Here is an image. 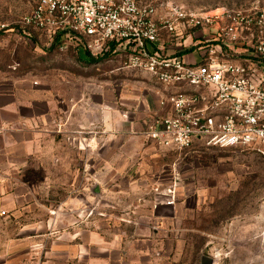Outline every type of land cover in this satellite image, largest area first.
I'll return each instance as SVG.
<instances>
[{"label": "rangeland", "instance_id": "obj_1", "mask_svg": "<svg viewBox=\"0 0 264 264\" xmlns=\"http://www.w3.org/2000/svg\"><path fill=\"white\" fill-rule=\"evenodd\" d=\"M37 2L0 0V176L30 192L47 219L57 210L59 222L66 212L74 222L89 214L105 239L127 242V255H105L102 264H201L203 255L214 264H264V156L173 151L147 139L160 86L125 55L93 59L53 45L23 23ZM172 2L210 14L264 10V0ZM81 191L98 198V210L92 201L78 210ZM70 197L75 210L64 209ZM2 212L0 228L12 222Z\"/></svg>", "mask_w": 264, "mask_h": 264}, {"label": "built area", "instance_id": "obj_2", "mask_svg": "<svg viewBox=\"0 0 264 264\" xmlns=\"http://www.w3.org/2000/svg\"><path fill=\"white\" fill-rule=\"evenodd\" d=\"M23 23L93 58L125 55L129 67L153 78L162 111L144 135L159 147L264 156V10L210 14L172 0H38Z\"/></svg>", "mask_w": 264, "mask_h": 264}, {"label": "crops", "instance_id": "obj_3", "mask_svg": "<svg viewBox=\"0 0 264 264\" xmlns=\"http://www.w3.org/2000/svg\"><path fill=\"white\" fill-rule=\"evenodd\" d=\"M159 110L162 111L160 106ZM112 165L117 166V162ZM5 177L0 176V209L5 211L2 220L10 218L12 222L0 228V264H102L105 255L106 260L109 256L114 261L127 255L124 245L127 242L115 237L105 239L100 226L87 221L89 214L81 215L80 220L77 218L80 222H74L69 220L70 213L66 212L65 220L59 222L57 215L61 210H57L48 214L47 219L37 202L32 200L31 193L23 191L20 185L10 187V181ZM78 195L81 203L78 210L90 206L91 201L92 211L98 210V198L91 192L81 191ZM73 199L70 197L63 203L67 206L64 209L75 210Z\"/></svg>", "mask_w": 264, "mask_h": 264}, {"label": "water", "instance_id": "obj_4", "mask_svg": "<svg viewBox=\"0 0 264 264\" xmlns=\"http://www.w3.org/2000/svg\"><path fill=\"white\" fill-rule=\"evenodd\" d=\"M94 192L96 194H98V190L97 189H95ZM214 263H215V260L211 256L203 255L201 257V264H214Z\"/></svg>", "mask_w": 264, "mask_h": 264}, {"label": "trees", "instance_id": "obj_5", "mask_svg": "<svg viewBox=\"0 0 264 264\" xmlns=\"http://www.w3.org/2000/svg\"><path fill=\"white\" fill-rule=\"evenodd\" d=\"M63 42L62 41H60V40H54L53 41V45H56V46H59L60 44H62ZM78 48V47H77ZM78 49H80V48H78ZM93 58V57H92ZM94 59V58H93ZM207 147H214V146H207Z\"/></svg>", "mask_w": 264, "mask_h": 264}]
</instances>
